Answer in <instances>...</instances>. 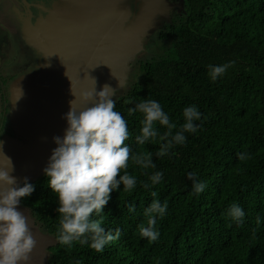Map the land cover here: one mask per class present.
I'll return each instance as SVG.
<instances>
[{"label":"trees","instance_id":"obj_1","mask_svg":"<svg viewBox=\"0 0 264 264\" xmlns=\"http://www.w3.org/2000/svg\"><path fill=\"white\" fill-rule=\"evenodd\" d=\"M181 9L153 34L146 47L150 58L138 62L134 80L114 99L115 110L128 121L132 152L154 154L163 142L136 144L143 116H128V109L140 99L159 101L178 127L185 107L195 105L202 113L199 131L186 133L187 142L174 155L154 156L157 168L147 170L164 172L152 189L168 202L167 213L157 219L159 239L149 243L138 231L147 226L143 213L153 200L150 191L138 185L129 196L121 185L120 193H111L102 225L113 234L120 229V238L103 253L56 241L47 264H264V0H183ZM155 46L156 52L150 49ZM230 61L235 63L227 74L212 82L208 66ZM241 153L248 158L239 159ZM128 171L147 181L145 170L131 161ZM190 172L207 183L198 196ZM31 184L35 190L20 204L56 240L57 197L45 175ZM132 202L136 212L129 214L126 204ZM232 203L246 213L242 225L226 216Z\"/></svg>","mask_w":264,"mask_h":264},{"label":"clouds","instance_id":"obj_2","mask_svg":"<svg viewBox=\"0 0 264 264\" xmlns=\"http://www.w3.org/2000/svg\"><path fill=\"white\" fill-rule=\"evenodd\" d=\"M234 61L222 65H209L208 75L212 82L223 78ZM67 75V73H66ZM120 87H125L120 83ZM115 90L105 85L103 90L83 93L81 99L92 101L91 106L77 111L75 100L70 102V110L63 117L67 121V128L63 137H53L57 145L52 150L44 175L47 186L57 197L59 225L56 241L58 244L71 249L75 244L87 246L97 253H103L106 246L120 238V229H106L104 224L105 206L111 199L112 192L122 191L129 196L138 185L150 191L153 200L144 209L147 226H138L139 235L155 243L160 232L157 219H163L168 210V202L159 199L158 191H152L163 182L164 172L153 171L157 164L154 156L161 159L174 155L172 150L183 146L188 134H196L202 119V113L197 106L191 105L183 109L184 123L177 126L169 114L164 111L162 104L155 99H140L135 107L128 109V116L140 113L142 127L135 142L138 146L148 143H160L159 149L152 152H132L126 143L132 135L128 121L116 108V100L112 97ZM22 93L15 99L21 98ZM127 103H133L128 100ZM157 124L166 128L163 134ZM4 142L0 140V154L5 163L0 164V264H30V254L36 247V240L29 228L28 218L18 210L22 198L28 197L35 190V186L24 178L23 186L18 185L17 178L12 175L14 164L4 151ZM248 158L246 154H239V159ZM130 161L132 165L145 170L147 181L138 180L137 176L129 173ZM119 177V178H117ZM188 179L193 182V194L200 195L207 188V183L200 181L195 173H188ZM129 214L136 212L135 202L126 204ZM227 218L237 225L245 221L246 213L238 203H232L226 213ZM98 217V219H94ZM257 223L261 219L257 217ZM75 264H82L76 261Z\"/></svg>","mask_w":264,"mask_h":264},{"label":"water","instance_id":"obj_3","mask_svg":"<svg viewBox=\"0 0 264 264\" xmlns=\"http://www.w3.org/2000/svg\"><path fill=\"white\" fill-rule=\"evenodd\" d=\"M64 1L72 8L69 19L76 21L69 29L74 30L76 26L86 25L90 27L92 37L88 34L86 39L72 37L74 42L84 40L77 48L78 58L80 57L82 61L71 60L69 67L73 74L64 73V80H61L56 72H52L55 70V61H58L62 70L63 58L77 52L69 53L63 50L58 54H52L53 50L41 47L43 36L38 35L36 43L27 39L28 44L44 53L43 62L37 67L41 68V72L28 74L27 79L22 78L13 83L10 122L15 130L18 129L22 140L17 142L8 136L3 139V151L12 159L15 168L12 175L17 178L21 187L25 177L32 183L44 175L43 170L48 164L52 150L57 147L53 137H63L67 128V121L63 117L70 110V102L76 99L74 108L80 111L92 103L81 99L83 93L94 90L99 92L105 85L114 89L115 93L125 89L120 87V83L125 85L128 81L131 73L128 68L131 69L135 60L123 62L141 53L143 49L138 39L153 36L152 34L163 25L159 24V21L168 20L166 16L170 10L166 0H141L142 6L135 15H132L126 6L128 0ZM64 7L65 5L62 8L55 7L50 12L49 16L55 20L54 25L61 20V17L56 16ZM52 33L53 30L48 31L46 35L51 36ZM52 76L54 81L51 82L49 77ZM56 77L60 84H57ZM21 93V98L13 105L12 100L14 103ZM115 97L116 95L112 99ZM3 163L5 161L0 154V164ZM0 190L3 188L0 187ZM18 210L28 218L29 228L37 242L30 254V264H47L49 248L57 244L56 240L40 231L29 209L19 204Z\"/></svg>","mask_w":264,"mask_h":264},{"label":"flooded vegetation","instance_id":"obj_4","mask_svg":"<svg viewBox=\"0 0 264 264\" xmlns=\"http://www.w3.org/2000/svg\"><path fill=\"white\" fill-rule=\"evenodd\" d=\"M183 0H170L171 6L177 8L182 7ZM68 2L64 0H0V48L2 50H8V47L11 49L13 62H17L18 53H22L27 57V64L25 67L29 68L31 63L28 54L30 52L33 56H30L33 60L35 68L39 66L43 62V54H41V50L39 51L34 46L31 47L30 44L27 43V39L30 35H32L31 39L34 43L38 40V35L43 36V42L41 43V47L51 51L52 54H58L60 51H63L62 48H57L58 46H64L63 40L59 43H55L53 45L51 42H47L48 38L47 32L54 31L52 36H61V29L63 31H67L69 27L74 26L76 23L75 20L69 19V14L71 13L72 8L70 7ZM63 8V10L56 17H61V20L57 21L52 20L49 16L50 12L54 10L55 7ZM131 11L132 15L137 14L138 9L142 6L141 0H128L126 3ZM174 14V13H173ZM49 22V23H48ZM40 24V25H38ZM43 27V28H40ZM90 28V27H89ZM86 25L80 27L76 26L74 30L78 31L80 34L79 37L82 39L85 38L86 32L88 36H91V31ZM45 33V35H43ZM73 36L71 35L70 38ZM7 41L8 43L4 42ZM41 49V48H40ZM67 51V50H66ZM12 60L9 62H0V104L3 107L2 117L3 122L7 119V107H5L8 103L7 92L5 90V84L13 80L14 71V63ZM55 67L59 66L58 61H55ZM22 66V65H21ZM61 66V65H60ZM34 67V66H33ZM52 70V72H56L61 80H64V72L63 70ZM35 70V69H34ZM1 107V108H2ZM7 126V122L5 124ZM4 124L1 125V129L5 128Z\"/></svg>","mask_w":264,"mask_h":264},{"label":"rangeland","instance_id":"obj_5","mask_svg":"<svg viewBox=\"0 0 264 264\" xmlns=\"http://www.w3.org/2000/svg\"><path fill=\"white\" fill-rule=\"evenodd\" d=\"M166 1L170 5L169 14H167L166 17H168V20H170L172 18V16H174L176 13H180L179 11H182V9H181L182 7L177 8L176 5H175V7H173V6H171L170 0H166ZM168 20H166L165 23ZM156 22H158V20ZM163 23H164L163 20H160L159 21V24H163ZM38 25H40V24H38ZM61 31H62L61 36H57L56 37V36H52L51 35V36H48V38L46 39V41L47 42H51L52 44H50V45H53L55 43H59L62 40H64L65 45L64 46H58L57 48H62V50H67L69 53L70 52H77V53L71 55L70 57L63 58V60H62L63 61L62 62V70H63L62 72L69 73V74H73V71L71 70V67H69L71 65L70 62H72L71 60H77V59L81 60L80 57L78 58V56H79L78 54L79 53L77 51V48L80 47V45H81L80 43L83 44V41L84 40H82L81 42H79V41L74 42L73 41L74 39L70 38L71 35L73 37H79L80 34L76 30L69 29L67 31H63L61 29ZM86 36H87V32H86ZM86 36H85V39L87 38ZM31 37H32V35L29 36V39H31ZM152 38H153V36H150L148 38H142V39L139 38L138 40H139V43H141L143 50H141L140 51L141 53H139L138 55L136 54L137 56L134 55L133 57H131V58H129L126 61L123 62V63H125V62H133V60H135L134 63H133V65H132V67H131V69L128 68L129 72L131 71V73H130V75L128 77V81L125 84V89L117 91L116 92L117 94H115L116 97L119 96L120 94H122L124 91H126L128 89L129 84L132 83V81L134 80L133 77H134L135 73L137 72V66H138L137 64H138V62L140 60H142V59H145L146 57L147 58H150V56H149L150 54L148 53V49L146 47L151 46V44H152L151 43L152 42ZM4 42L8 43L7 41H4ZM157 47H158V45H157ZM157 47L156 46L155 47H150V49L151 50L153 49L156 52L157 51ZM8 50L10 52H8L6 50H2V48H0V62L3 60V62L5 63V62H9V61L12 60V58L14 57V55H12L10 47H8ZM51 51H52V49H51ZM41 54L44 55L43 52H41ZM28 56H29V59L31 60L30 61L31 65H30L29 68L25 67V65L27 64L26 63L27 62V57L24 56L21 52L17 54L18 60H17L16 63L13 62V60H12V63L15 64L13 66L14 67V71H15V73H13V75H14L13 76V80H11L10 82H7V84L4 85L5 86V90L7 92V95L6 96L8 97V103L5 106V107H7V113L8 114H7V119L5 120V122H3V119H1V117H2L1 114H2V111H3V107L0 104V140H2V141H3V139H5V136H8L11 139H16L17 142H19L20 140H22V138L19 136L18 129L15 130L13 128L11 122H10V110H11V100H10V98H11V96L13 94V88H14L13 83H15L16 80L18 81L19 79H22V78L27 79L28 78V74H36L38 72H41V68H37V69L35 68V65L36 64L34 65L35 62H33V60L30 57V56H33L31 52H30V55L28 54ZM66 58H67V60H66ZM74 58H76V59H74ZM84 59H86V58H84ZM55 68L59 71L61 69V66L59 65V66H56ZM49 78L51 79V82L54 81V77L53 76L52 77H49ZM56 80H57V84H60V82H59L60 80L58 79V77H56ZM0 88H1V86H0ZM6 122H7V126H5ZM3 124H4L5 128L1 129V125H3ZM12 142H15V141H12Z\"/></svg>","mask_w":264,"mask_h":264}]
</instances>
